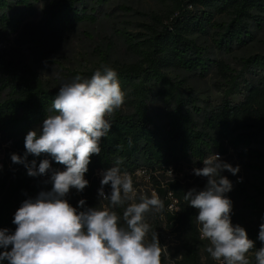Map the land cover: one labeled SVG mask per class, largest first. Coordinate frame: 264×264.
Masks as SVG:
<instances>
[{
    "label": "trees",
    "instance_id": "1",
    "mask_svg": "<svg viewBox=\"0 0 264 264\" xmlns=\"http://www.w3.org/2000/svg\"><path fill=\"white\" fill-rule=\"evenodd\" d=\"M38 0H0V29L14 34L24 21V12H31ZM116 0H50L44 12L45 24L54 37L63 36L83 24H96L100 10ZM162 5L160 13H152L142 31L135 35L122 34L126 50L136 58L134 63H110L107 53L96 48L100 61L89 77L101 65L113 68L118 74L125 103L110 118L112 127L101 140V153L93 155L85 173L89 185L83 192L75 191L66 196L77 207L81 199L87 207H100V181L98 171H105L122 158L121 171L132 177L139 171L154 180V189L164 202L158 213L156 232L163 226L179 233L181 252L175 264H219L213 259L202 260V243L197 210L184 201L189 189L178 180L162 186L159 176L177 172L179 167L192 161L196 166L212 153L226 155L230 149L240 158L248 160L250 167L259 172L256 195L264 200V52L243 58L239 73L224 59L209 55V46L199 40H211L220 53L232 54L257 41L264 28V0H156ZM125 8V7H124ZM168 70L186 72L191 78L206 79L215 75L224 89L220 105L200 109L191 97L180 93L182 83H174ZM248 76L245 97L234 102L232 96L240 89L239 79ZM148 89H154V107L150 106ZM58 89L49 87L41 75L23 61L7 58L0 50V137L7 143L6 161L0 168V229L14 232L12 223L22 202L35 198L41 191H50L51 172L32 177L23 164L11 161V154L23 156L24 139L30 130L40 126L50 114L52 101ZM198 117L200 119H198ZM49 159L53 169L65 170L51 157L29 155L28 162L36 160V167ZM244 206L253 218L252 224L237 223L245 228L256 248L249 253L251 264H256L254 252L261 247L257 239L259 225L264 222V203L260 204L244 184L236 182ZM110 192V186H105ZM231 200L232 196L227 195ZM175 202L178 210L169 211ZM126 207V205L124 206ZM124 207L114 209L122 217ZM233 208H236L233 203ZM121 223L123 221L121 220ZM10 250V249H9ZM3 251V249H0ZM166 250L162 264H168ZM7 264V262H4Z\"/></svg>",
    "mask_w": 264,
    "mask_h": 264
},
{
    "label": "clouds",
    "instance_id": "2",
    "mask_svg": "<svg viewBox=\"0 0 264 264\" xmlns=\"http://www.w3.org/2000/svg\"><path fill=\"white\" fill-rule=\"evenodd\" d=\"M124 103L118 74L107 65L90 78L76 75L59 87L50 114L25 136L24 155L11 154V161L23 164L29 176L51 172L50 181H45L52 184L51 190L22 202L12 221L14 232L0 229V264H162L166 246L162 248L145 217L162 213L164 202L155 192L149 197L137 191L132 176L121 171L122 158L102 173L98 199L106 205L87 207L81 199L73 207L66 199L71 189L83 192L89 185L85 173L91 157L101 153V140L112 127L110 118ZM41 154L65 170L53 169L49 159L41 160L38 168L36 160L28 162L29 155ZM202 162L204 166L193 171L207 178L206 186L188 190L183 199L198 212L200 238L209 242L206 251L219 264H251L249 253L256 242L244 227L233 224V202L226 195L233 184L221 175L223 171L236 175L239 165L233 167L218 153ZM118 207H124L122 217L114 210ZM257 239L261 247L254 252L256 264H264V222Z\"/></svg>",
    "mask_w": 264,
    "mask_h": 264
},
{
    "label": "rangeland",
    "instance_id": "3",
    "mask_svg": "<svg viewBox=\"0 0 264 264\" xmlns=\"http://www.w3.org/2000/svg\"><path fill=\"white\" fill-rule=\"evenodd\" d=\"M50 0H38L33 11L24 12V21L14 34H9L0 29V50L7 58L23 61L37 71L46 85L59 89L64 83L71 82L76 75L88 78L90 72L98 65L100 58L95 52L96 48L104 50L108 55L110 63H134L136 58L126 50L123 33L139 34L142 31L140 25L147 23L152 13H160L162 5L156 0H116L100 10L101 17L96 24H83L78 29L63 36L54 37L51 35L45 24L44 12L49 8ZM59 1V0H55ZM125 7V8H124ZM206 42L210 50L209 55L216 59H224L235 72L243 70V58L256 53L264 52V28L259 31L257 41L247 48L237 50L232 54L220 53L212 46L211 40L204 38L199 40ZM168 76L174 83H182L180 93L183 98L194 99L200 109H209L218 106L224 98V89H220L222 82L215 75L206 79L191 78L186 72L179 70H168ZM248 76L239 79L240 91L232 96L234 102H240L245 97V85ZM150 106L154 107V89H148ZM124 109H129L125 104ZM130 110V109H129ZM198 119H200L198 117ZM7 143H3L0 137V168L6 161ZM221 159L230 163L233 167L239 165L240 171L233 175L223 171L221 175L226 176L233 184V188L226 195L232 196V202L236 208L232 209V222L252 224L253 218L245 209L243 198L238 192L236 182L242 183L249 192L256 196L258 202L263 205L264 200L256 195L255 185L259 183V172L250 167V162L240 158L236 151L230 149L226 155H220ZM204 165L196 166L192 161L183 163L177 172H168L159 176L157 181L162 186L171 180H178L189 190H203L207 184V178L194 174V168H202ZM103 171L97 172V177L102 179ZM133 178L134 187L138 192L151 196L154 189V180L143 172L139 171ZM76 189H71L73 194ZM157 194V193H156ZM172 210H176L173 208ZM158 213L146 214V222L150 224L152 231H156ZM151 232L148 239H151ZM159 235L166 246L168 264H175L179 257L181 247L179 233L175 234L172 229L163 226ZM209 245L207 240L202 243V260L212 259L206 251Z\"/></svg>",
    "mask_w": 264,
    "mask_h": 264
},
{
    "label": "built area",
    "instance_id": "4",
    "mask_svg": "<svg viewBox=\"0 0 264 264\" xmlns=\"http://www.w3.org/2000/svg\"><path fill=\"white\" fill-rule=\"evenodd\" d=\"M170 206L172 207V209H173V208H176V210H178V207L175 205V202L172 203ZM173 211H174V210H173Z\"/></svg>",
    "mask_w": 264,
    "mask_h": 264
}]
</instances>
